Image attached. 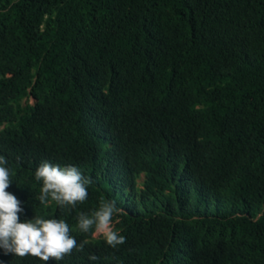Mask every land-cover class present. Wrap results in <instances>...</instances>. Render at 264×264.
Here are the masks:
<instances>
[{"label": "trees", "instance_id": "trees-1", "mask_svg": "<svg viewBox=\"0 0 264 264\" xmlns=\"http://www.w3.org/2000/svg\"><path fill=\"white\" fill-rule=\"evenodd\" d=\"M0 156L21 222L87 241L0 264H264V0H0ZM45 161L86 201L41 204ZM101 198L117 248L77 227Z\"/></svg>", "mask_w": 264, "mask_h": 264}, {"label": "clouds", "instance_id": "clouds-1", "mask_svg": "<svg viewBox=\"0 0 264 264\" xmlns=\"http://www.w3.org/2000/svg\"><path fill=\"white\" fill-rule=\"evenodd\" d=\"M7 164L8 160L0 156V248L4 249L5 254L19 257L31 255L47 262L50 259L62 260L73 249L82 251L87 241L78 244L63 219H44L35 215L31 220L20 221L18 214L24 211L21 201L6 191L12 183V170L6 167ZM35 179L42 181L41 195L38 197L41 204L47 206L54 201L69 211L86 201L87 186L91 183L76 166L61 167L47 161L37 167ZM120 211L114 200L101 198L99 208L91 215L84 212L78 214L77 227L82 233L91 232L94 238L102 236L109 246L117 248L126 242V238L112 226L113 217ZM90 259L96 260L98 257L91 256Z\"/></svg>", "mask_w": 264, "mask_h": 264}, {"label": "rangeland", "instance_id": "rangeland-1", "mask_svg": "<svg viewBox=\"0 0 264 264\" xmlns=\"http://www.w3.org/2000/svg\"><path fill=\"white\" fill-rule=\"evenodd\" d=\"M144 177L142 176L140 179H139V182L141 183L143 181Z\"/></svg>", "mask_w": 264, "mask_h": 264}]
</instances>
